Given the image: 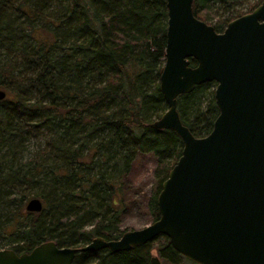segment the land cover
<instances>
[{
    "label": "trees",
    "instance_id": "trees-1",
    "mask_svg": "<svg viewBox=\"0 0 264 264\" xmlns=\"http://www.w3.org/2000/svg\"><path fill=\"white\" fill-rule=\"evenodd\" d=\"M251 1L193 0V14L215 20L210 26L222 33L261 3ZM166 28V0H0V241L10 238L7 248L20 254L47 240L81 247L94 237L117 239L131 212L150 223L159 217L157 195L182 149L174 131L151 126L167 110L159 90ZM214 89L206 83L177 99L195 137L207 135L218 115ZM33 197L42 208L30 212ZM154 247L161 261L180 264L164 235L126 251L79 252L72 264H149Z\"/></svg>",
    "mask_w": 264,
    "mask_h": 264
},
{
    "label": "water",
    "instance_id": "water-1",
    "mask_svg": "<svg viewBox=\"0 0 264 264\" xmlns=\"http://www.w3.org/2000/svg\"><path fill=\"white\" fill-rule=\"evenodd\" d=\"M166 9L159 90L167 110L151 126L174 131L182 149L157 195L159 217L81 247L47 240L20 254L3 248L0 264H72L79 252L126 251L160 235L196 264H264V0L222 33L194 16L193 0H166ZM206 83L216 85L218 115L207 135L195 137L177 99ZM25 208L42 203L33 197ZM149 264L163 263L151 255Z\"/></svg>",
    "mask_w": 264,
    "mask_h": 264
},
{
    "label": "rangeland",
    "instance_id": "rangeland-1",
    "mask_svg": "<svg viewBox=\"0 0 264 264\" xmlns=\"http://www.w3.org/2000/svg\"><path fill=\"white\" fill-rule=\"evenodd\" d=\"M257 0H252L250 3H253ZM245 7L246 6H243V11L244 9H246ZM210 25H214L215 23V20H211L210 21ZM34 151V148H32L31 145H29L27 147V150L25 151V153L23 154L24 156L26 157H29L32 152ZM149 170L147 172V174H142L140 176L141 179H143V183L145 184V187L143 188V192H146L148 190V188L150 187V174H151V165H150V162L148 163V167H147ZM150 222H148L147 218L145 215L142 214V212H131L127 215L124 216V218L122 219V223H121V228L122 229H128V230H132V229H139V228H142L144 226H146L147 224H149ZM10 238H7V237H4L3 239H1L0 241V244H2V246H5L3 248H7L9 247V243H10ZM2 246H0V249H3ZM151 255H158L159 256V253L156 249V247H154L152 250H151ZM163 264H169V263H165L164 261H162ZM180 264H196L186 258H182L181 261H180Z\"/></svg>",
    "mask_w": 264,
    "mask_h": 264
},
{
    "label": "flooded vegetation",
    "instance_id": "flooded-vegetation-1",
    "mask_svg": "<svg viewBox=\"0 0 264 264\" xmlns=\"http://www.w3.org/2000/svg\"><path fill=\"white\" fill-rule=\"evenodd\" d=\"M229 23H230V22H229ZM229 23H228V24H229ZM224 30H225V29H224ZM224 30H223V31H224ZM216 33H217V32H216ZM190 61H191V60H190ZM214 84H215V83H214ZM215 87H216V85H215ZM214 91H215V89H214Z\"/></svg>",
    "mask_w": 264,
    "mask_h": 264
}]
</instances>
